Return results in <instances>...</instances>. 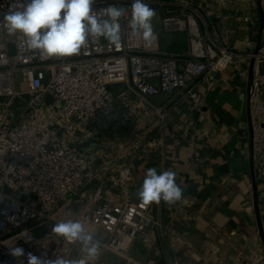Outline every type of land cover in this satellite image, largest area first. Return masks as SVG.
<instances>
[{"label":"built area","instance_id":"built-area-1","mask_svg":"<svg viewBox=\"0 0 264 264\" xmlns=\"http://www.w3.org/2000/svg\"><path fill=\"white\" fill-rule=\"evenodd\" d=\"M240 1L144 0L156 12L150 43L130 34L126 14L118 44L90 41L71 57L41 58L23 36L9 35L0 24V264H18L11 247L24 249L23 264L29 252L80 264H157L155 247L145 259L129 254L136 241L150 245L160 223L150 216L151 205L125 188L128 152L148 148L154 128L179 102L204 105L201 79L237 70L247 84L252 60L250 150L264 213V27L259 49L242 53L213 36L208 22L212 15L223 18L225 9L238 11ZM28 2L0 0V20ZM110 4L130 9L132 0H96L93 7ZM157 22L163 33L187 36L185 53L161 51ZM161 94L163 103L154 104L152 97ZM114 191L119 200L109 196ZM68 219L79 220L100 241L95 257L52 232ZM235 255L245 264L264 263L256 246ZM169 264L186 263L175 258Z\"/></svg>","mask_w":264,"mask_h":264},{"label":"crops","instance_id":"crops-1","mask_svg":"<svg viewBox=\"0 0 264 264\" xmlns=\"http://www.w3.org/2000/svg\"><path fill=\"white\" fill-rule=\"evenodd\" d=\"M238 9L223 10V18L209 16V30L246 53L256 46V21L259 17L261 22L264 8L262 1L241 0ZM250 12L252 16L245 19ZM156 28L163 53L186 52L184 33H163L158 22ZM246 89L237 70L201 79L198 90L205 104L179 102L154 128L148 148L143 145L140 151L128 152L131 177L125 188L131 197L138 198L146 171L152 167L158 174L174 170L183 189L182 199L174 204H151L149 214L160 223V230L153 229L150 245L132 244L131 256L145 259L155 247L157 264L175 258L186 264H215L219 259L245 264L234 256L236 251L256 246L264 253L253 206ZM165 98L161 94L151 100L160 105ZM109 196L119 200L117 191ZM261 219L264 231V213Z\"/></svg>","mask_w":264,"mask_h":264},{"label":"clouds","instance_id":"clouds-1","mask_svg":"<svg viewBox=\"0 0 264 264\" xmlns=\"http://www.w3.org/2000/svg\"><path fill=\"white\" fill-rule=\"evenodd\" d=\"M96 0H29L26 6L10 8L0 20L9 35L24 37L27 47L39 53L41 58L71 57L78 54L90 41L101 38L115 45L121 41V20L127 16L130 34L141 37L146 43L155 39L152 20L156 15L144 0H132L129 8L108 5L94 9ZM176 172L172 169L161 171L148 168L143 183L138 189V198L144 205L161 201L174 204L182 199L183 189L176 182ZM52 232L66 240L78 242L82 252L95 257L100 249L96 240L79 220L60 221L52 227ZM10 255L25 256L22 247H11ZM27 264H80L76 259L56 256L53 259L27 253Z\"/></svg>","mask_w":264,"mask_h":264},{"label":"water","instance_id":"water-1","mask_svg":"<svg viewBox=\"0 0 264 264\" xmlns=\"http://www.w3.org/2000/svg\"><path fill=\"white\" fill-rule=\"evenodd\" d=\"M261 0H259L260 3ZM264 27V16L262 15L259 30H258V36H257V41H256V46H255V52L259 49L260 46V40H261V35H262V30ZM253 68H254V61L252 60L250 62L249 68H248V83H247V113H248V126H249V131L251 132V125H250V118H249V106H248V96H249V90L252 84L253 80ZM249 166H250V172H251V179H252V189H253V206L255 210V215L257 219V225H258V230H259V235L261 237V240L264 244V231H263V224H262V219H261V212L259 209V204H258V196H257V185H256V180H255V175H254V167H253V161H252V153L250 150V155H249ZM29 250L34 252L35 254L42 255L46 257L47 255H44L39 249L34 248V247H27Z\"/></svg>","mask_w":264,"mask_h":264},{"label":"rangeland","instance_id":"rangeland-1","mask_svg":"<svg viewBox=\"0 0 264 264\" xmlns=\"http://www.w3.org/2000/svg\"><path fill=\"white\" fill-rule=\"evenodd\" d=\"M261 1H262V3H263V8H264V0H261ZM263 11H264V9H263ZM259 24H260V19H259V17H258V20L256 21V26L259 27ZM247 131H248V133H249V128L247 129Z\"/></svg>","mask_w":264,"mask_h":264}]
</instances>
